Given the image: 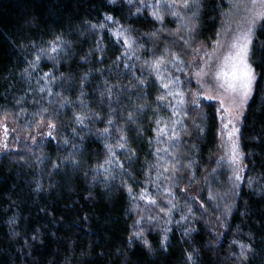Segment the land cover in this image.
<instances>
[{"label": "trees", "instance_id": "16d2710c", "mask_svg": "<svg viewBox=\"0 0 264 264\" xmlns=\"http://www.w3.org/2000/svg\"><path fill=\"white\" fill-rule=\"evenodd\" d=\"M227 4L0 0V108L57 128L0 161V264H264V23L241 133L247 173L220 241L182 193L219 150L216 107L194 106L188 73ZM154 203L181 216L146 247L130 236Z\"/></svg>", "mask_w": 264, "mask_h": 264}, {"label": "rangeland", "instance_id": "374dc122", "mask_svg": "<svg viewBox=\"0 0 264 264\" xmlns=\"http://www.w3.org/2000/svg\"><path fill=\"white\" fill-rule=\"evenodd\" d=\"M258 17H264V0H228L216 39L198 47L189 63L188 77L194 85V106L211 103L216 107L219 150L214 167L203 180L192 190H182L189 200L184 202V206L190 203L198 206L206 225L218 241L227 231L247 173L241 147V133L258 80L253 56L257 33L264 23V19ZM249 28L252 29V43L247 61L253 69L255 79L250 93L245 98L239 91L234 93L228 90L224 77L218 76V73L230 71L224 67V58L229 53H234L233 43ZM233 128L238 131L229 139L228 133L232 132ZM56 137L57 128L53 123L39 121L32 126L23 127L11 111L0 108V161L6 156L32 152ZM233 144L236 145L235 153ZM166 209L164 205L161 207L159 203H154L146 210L138 211L130 239L146 247L152 245L149 240L151 234H159L167 241L170 225L181 215H178V211Z\"/></svg>", "mask_w": 264, "mask_h": 264}, {"label": "snow or ice", "instance_id": "6c2138e0", "mask_svg": "<svg viewBox=\"0 0 264 264\" xmlns=\"http://www.w3.org/2000/svg\"><path fill=\"white\" fill-rule=\"evenodd\" d=\"M183 6L188 7L187 2H185ZM153 15L156 16L157 13L154 12ZM108 19H111V17H108ZM258 19H264V17H258ZM251 32L252 29L249 28L246 33L237 37V40L232 45L233 49H235L234 53H229V55L224 58V67L230 69V71L218 73V76L224 77L228 90L234 93L239 91L245 98H247L250 93L252 83L255 79L253 69L247 61L250 45L252 43ZM221 87H225V85H221ZM228 123L230 124L231 120H229ZM227 127L228 125L226 124L225 128ZM237 131L238 129L233 128L232 132L228 133L229 139H231L232 135ZM235 148L236 145L233 144L234 153Z\"/></svg>", "mask_w": 264, "mask_h": 264}, {"label": "bare ground", "instance_id": "6f19581e", "mask_svg": "<svg viewBox=\"0 0 264 264\" xmlns=\"http://www.w3.org/2000/svg\"><path fill=\"white\" fill-rule=\"evenodd\" d=\"M10 155V154H9Z\"/></svg>", "mask_w": 264, "mask_h": 264}]
</instances>
